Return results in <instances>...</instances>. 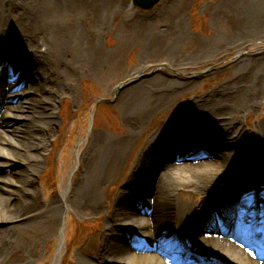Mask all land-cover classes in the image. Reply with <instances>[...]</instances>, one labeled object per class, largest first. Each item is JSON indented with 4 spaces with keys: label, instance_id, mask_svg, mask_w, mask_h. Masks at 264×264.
I'll use <instances>...</instances> for the list:
<instances>
[{
    "label": "rangeland",
    "instance_id": "374dc122",
    "mask_svg": "<svg viewBox=\"0 0 264 264\" xmlns=\"http://www.w3.org/2000/svg\"><path fill=\"white\" fill-rule=\"evenodd\" d=\"M11 1L26 2L28 9L31 3L60 5L52 17L46 9L42 13V7L30 9L44 23L29 26L27 20L21 31L36 39V53L60 39H67L65 44L76 52L74 57L67 54L73 90L55 104L50 153L38 167L41 203L49 199L51 184L56 196L62 186L76 185L84 166L87 172L109 173L110 184L100 191V200L109 202L107 196L120 193L122 177L159 131L173 130L180 120L198 122L191 112L226 110L239 98L259 103L241 114V126L250 136L247 146L255 161L264 165L263 142L257 136L264 134V0H162L152 10L135 8L131 0ZM18 8L12 13L16 21L26 14ZM5 9L0 5V15L4 12L9 21ZM244 106L241 103L239 110ZM177 139L172 143L182 145ZM248 157L239 153L228 159L225 172L249 171L254 177ZM53 214L58 215L55 230L48 220ZM29 217L36 218L28 223V231L18 234L20 246L8 252L2 264H25L29 259L33 264H83L80 257L91 232L84 224L86 215L70 207ZM210 222L212 226L213 218ZM257 260L264 261V254Z\"/></svg>",
    "mask_w": 264,
    "mask_h": 264
},
{
    "label": "bare ground",
    "instance_id": "6f19581e",
    "mask_svg": "<svg viewBox=\"0 0 264 264\" xmlns=\"http://www.w3.org/2000/svg\"><path fill=\"white\" fill-rule=\"evenodd\" d=\"M14 2L0 0L5 11H10L9 21L4 12L0 15V264L20 246L18 234L28 231V223L36 218L30 214L70 207L87 216L84 224L91 230L83 245L84 257H80L83 264H178L171 257L177 251L200 264H264L255 257L264 223L258 214L253 217L256 205L264 207V165L255 161L247 146L250 136L241 126V114L259 107L249 98H239L236 106L226 110L191 112L198 122L180 120L173 130L159 131L122 177L120 193L108 195L107 203L100 200V191L110 184L109 173L87 172L85 166L76 185L62 186L56 196L51 184L49 199L45 204L39 201L38 167L50 153V130L58 115L55 104L73 90L67 54L74 57L76 52L65 44L67 39H60L58 44H48L44 53H36V39L21 31L27 20L29 26L44 23L30 9L42 7V13L46 9L52 17L60 5L31 3L28 9L26 2ZM18 5L24 15L31 13L27 19L19 14V23L12 15ZM241 103L248 107L240 111ZM257 136L263 142L264 156V134L257 132ZM173 138L183 146L172 143ZM239 153L249 156L254 177L249 171L225 172L227 160ZM247 202L253 207L244 215L246 207L241 206ZM220 212L227 214L223 220H231V227L217 232L219 236L207 235L211 229L218 230L210 221ZM48 220L55 230L58 215ZM63 249L62 241L59 258Z\"/></svg>",
    "mask_w": 264,
    "mask_h": 264
},
{
    "label": "water",
    "instance_id": "95a60500",
    "mask_svg": "<svg viewBox=\"0 0 264 264\" xmlns=\"http://www.w3.org/2000/svg\"><path fill=\"white\" fill-rule=\"evenodd\" d=\"M133 6L142 10H152L162 0H131Z\"/></svg>",
    "mask_w": 264,
    "mask_h": 264
}]
</instances>
